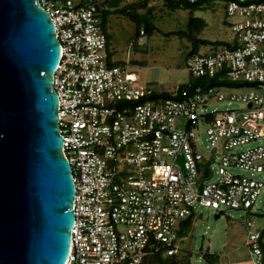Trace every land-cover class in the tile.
Masks as SVG:
<instances>
[{
    "label": "built area",
    "instance_id": "built-area-1",
    "mask_svg": "<svg viewBox=\"0 0 264 264\" xmlns=\"http://www.w3.org/2000/svg\"><path fill=\"white\" fill-rule=\"evenodd\" d=\"M41 4L61 45L53 86L76 188L66 264H142L148 253L176 254L177 231L196 205L264 213V180L256 176L264 172V0L227 1V14L239 17L234 45L194 52L187 62L193 77L218 74L243 85H187L175 97L140 102L151 90L138 85L132 64L109 63L100 0ZM146 36L142 29L139 41ZM214 100L242 106L208 109ZM247 226L254 264H263L261 229L254 219Z\"/></svg>",
    "mask_w": 264,
    "mask_h": 264
},
{
    "label": "water",
    "instance_id": "water-1",
    "mask_svg": "<svg viewBox=\"0 0 264 264\" xmlns=\"http://www.w3.org/2000/svg\"><path fill=\"white\" fill-rule=\"evenodd\" d=\"M60 58L41 0H0V264L69 258L76 188L53 86Z\"/></svg>",
    "mask_w": 264,
    "mask_h": 264
},
{
    "label": "rangeland",
    "instance_id": "rangeland-1",
    "mask_svg": "<svg viewBox=\"0 0 264 264\" xmlns=\"http://www.w3.org/2000/svg\"><path fill=\"white\" fill-rule=\"evenodd\" d=\"M132 1L134 0H119L114 8ZM226 3L225 0H213L193 11L181 7L172 9L167 6H152L156 29L146 36V42L134 40L136 25L131 19L121 14H111L108 23V30L112 34L109 47L113 51L111 58L129 61L138 85L149 90L173 91L192 79V74L187 69L192 41L189 36L174 32L187 30L189 17L193 14L205 21L204 27L197 33L198 37L232 41L235 35L231 23L239 20V17L227 14ZM104 6L107 7L108 4L105 2ZM216 48H220V45L201 44L199 52L206 53ZM241 106L237 101L214 100L207 108ZM200 134L202 142L207 144L205 131L202 130ZM234 170L241 171L240 168ZM256 176L264 180V172ZM261 199H264V186L258 197V200ZM248 219H254L256 229L264 228L262 211L227 207L219 213L208 206L196 205V216L190 231L179 242L177 256L173 259L166 256L165 259L168 262L171 260L170 264H209L205 255L210 252L208 255H213L210 264H254L255 256L246 243Z\"/></svg>",
    "mask_w": 264,
    "mask_h": 264
},
{
    "label": "trees",
    "instance_id": "trees-1",
    "mask_svg": "<svg viewBox=\"0 0 264 264\" xmlns=\"http://www.w3.org/2000/svg\"><path fill=\"white\" fill-rule=\"evenodd\" d=\"M101 3L104 5V3L106 2L108 4L107 7H102L99 11V14L101 16V20H102V26L107 34V38H108V45H107V49L109 52V63L110 64H118L123 62L122 60H114L112 59V55H113V51L109 49L110 47V43H111V39H112V34L111 32L108 30V23H109V18L111 16V14H121L124 15L126 17H128L129 19H131L134 24L136 25V33L135 36L136 38L134 40H139V35H140V31L142 29L145 30L146 35L152 34L154 32V30L156 29V25L154 23L153 20V9L154 7L152 6H167L170 7L172 9H177L179 7L181 8H188L190 10H196V9H200L204 4L213 1V0H198L196 2H188V1H176V0H164L162 3L159 4H151V0H134L130 3H127L123 6L120 7H116L115 6L118 5L119 0H100ZM225 1H229V0H225ZM110 5V7H109ZM112 7V9H111ZM205 25V21L203 18L197 17L195 15H191L189 17L188 20V27L187 30H178L175 31L174 34H178V35H183V36H189L191 41H192V49L190 50V54L194 52H198L199 51V47L201 44H215V45H223V44H227L228 46H233V42L232 41H228V40H222V39H218V40H211V39H205V38H201L197 36L198 31H200L202 29V27H204ZM168 35V33H166ZM173 34V33H172ZM137 42V41H136ZM135 44V43H134ZM220 75H215L213 77H193L189 83H184V84H180L177 88L176 91L178 92L180 89H182L183 87L187 86V85H199L202 84L204 86H210V85H215V84H230V85H235V86H240L243 85L240 82H235V81H226V80H221L219 79ZM177 96L176 93H174L173 91H168V90H151L148 94L142 96L138 102L140 101H144V100H162V99H166L169 97H175ZM195 217V214L190 215L188 217H186L182 222L181 225L177 231L178 236L180 237V240L190 231L191 225L193 223V219ZM259 243L263 252V264H264V228L260 230V237H259ZM210 252H207V254L205 255V259L208 261L209 260V264H210V260H211V256L213 255H208ZM166 256H170L169 258H174L175 256H177V254H173V255H165L162 252H157V253H148L143 261L142 264H170L171 260L168 262V260L165 259ZM218 256L216 255L215 259H217Z\"/></svg>",
    "mask_w": 264,
    "mask_h": 264
},
{
    "label": "crops",
    "instance_id": "crops-1",
    "mask_svg": "<svg viewBox=\"0 0 264 264\" xmlns=\"http://www.w3.org/2000/svg\"><path fill=\"white\" fill-rule=\"evenodd\" d=\"M260 229V228H259Z\"/></svg>",
    "mask_w": 264,
    "mask_h": 264
}]
</instances>
